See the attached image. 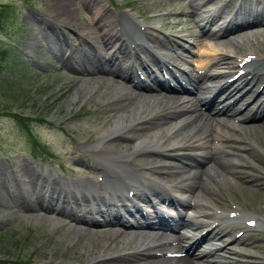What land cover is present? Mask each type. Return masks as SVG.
I'll use <instances>...</instances> for the list:
<instances>
[{
    "label": "rangeland",
    "instance_id": "1",
    "mask_svg": "<svg viewBox=\"0 0 264 264\" xmlns=\"http://www.w3.org/2000/svg\"><path fill=\"white\" fill-rule=\"evenodd\" d=\"M84 1L26 0V2H22L21 0H0V6L7 5L5 10L7 11L5 17L7 24L13 21V13L17 17V25L14 27V31L9 29L7 32L6 29L0 31V49L5 51L3 59L0 60V186L3 185L4 202L7 201L8 203L6 205L0 201V264H13V260L21 261L24 264H93V257L97 259L119 254H135L142 247V244L151 243L148 239L142 242L143 240H140L142 238L136 236L137 231H131L130 234H127L128 231H123L124 229L117 226H88L58 216L53 211L16 208L9 201V194H7L9 189L4 187H11L17 182L28 188V185L25 186L27 179L21 175L23 172L19 170L21 165H27L33 171H42L44 174L50 173L53 176H58L61 180L60 186L63 184L60 189L63 198L67 199L71 195L72 199L76 201L71 202L74 204L72 205L74 211L78 212L79 207L83 206L101 205L105 201L101 200L102 196L91 193L87 196L82 192L80 185L82 180L87 179L93 184L94 179H97V175L100 174V166L97 160L106 163L96 153L105 146L111 152L120 149L125 151L135 143L133 139H126L124 136L137 132L140 127L135 124L129 125L131 128L127 127L125 130L106 136V139L114 136L111 140L113 143H110V139L108 143L104 142L105 139L101 144H97L98 139L96 138V134L98 135L100 130L110 126V123L119 114L116 108L111 109V107L117 105L116 102H123L127 95H132V92L114 88L108 80L92 79L93 77L83 76L79 72L74 73L62 67L63 58L69 56L76 58L82 54L98 57L99 62L96 65H104V63H100V59L105 55L108 47L103 50L99 47L91 48L89 42H94L95 39L88 41L86 39L88 37L82 38L80 34L84 35V31L91 28V30H95L94 36L96 35L97 39L104 40L105 36L111 32L107 33L105 30H101L97 33L98 29L93 26L94 21L88 17L90 11L84 8ZM93 1L94 5L103 8L101 11L103 14H108L109 17L115 16L116 20L124 15L134 17L138 22L149 26L150 31H153V34L162 41L167 34V36L176 37V39L181 37L172 32L174 29L173 21H178L184 26H192V28L180 32L183 35H192L184 36L183 39L179 38V42L189 47L192 52L198 49L194 43L192 45V37L195 38L197 29L200 30V26L197 28V24L192 22V18L196 20L195 14L183 15L184 11L192 8L187 7L190 0ZM193 1L200 2V0ZM226 1L208 0L203 3L202 9L213 8ZM61 2L65 4L67 11L63 9L59 12ZM238 2V0H231L227 7L221 9L217 17L231 14L236 9ZM254 4L257 7L262 5L264 8V0L254 2ZM150 15L154 18L153 20L147 18ZM164 22H167L168 25H164ZM170 26L171 28H169ZM216 27V25H206L204 28L211 33L217 29ZM233 31L236 32L233 33ZM233 31L217 38L237 39L238 41L243 39L241 43H244V46L238 48L237 52H251L253 55L257 53L264 57V22L244 27L240 30L241 32ZM46 42L50 43L48 45L51 46L52 53L46 49ZM198 42L200 43V40ZM95 44L100 45L99 42ZM227 45L226 49L234 51L235 43ZM202 46L201 50L198 51L205 55L202 58L204 60H208L217 52L220 53L222 50L219 48H223L222 45L211 43V41L203 42ZM188 54L189 58L192 59V53ZM230 60L211 64L204 71L212 74L229 70ZM72 64L73 66L76 65L75 63ZM94 65L93 61L89 64L95 69L96 66ZM89 66L87 68L90 69ZM77 67L81 69L82 65L77 64ZM75 89H81L80 94ZM116 93L119 94L118 97H115ZM131 103L132 105L142 103L140 120H150L148 113L166 115L164 106L156 102L154 96L150 99L137 98ZM128 107L126 105L124 110H128ZM129 111L131 114L133 113L132 110L129 109ZM162 116L160 120L163 122ZM17 117L24 120L27 131ZM218 117L225 121L226 115L219 114ZM261 119L264 120V116ZM140 120L138 119L136 122ZM247 122L249 121L241 122L246 128L236 134L232 133L235 134L234 138L236 139L234 141L227 140L228 142H226L224 148L228 152L224 158L229 164L224 165L225 169L221 172L218 171L217 175L207 183L213 185L215 189V201H217L215 204L211 202L217 209L230 210L234 206H238L243 210L255 211L264 215V127L263 129L251 128ZM149 124L154 125L155 123ZM163 124L164 122L158 126L161 127L159 128V131L162 132L161 135L157 134L161 136L162 140L168 138V134L163 132L166 126ZM136 127L137 129H135ZM185 129H178L173 132V138L169 139L179 138L187 133L189 136L195 132L187 127ZM223 130L226 129L223 128ZM227 130H229L228 127ZM150 132L152 130L147 131V136L151 134ZM215 142L218 144L221 141ZM210 150L218 151L214 148ZM146 158L151 161H147L146 164L152 167L154 165L162 167L164 163L168 162L172 167L174 166L172 162L181 166V163L176 160L164 159L165 162H163L158 158ZM139 159L138 156L134 157L135 161ZM140 166L145 167L144 163ZM39 186H37V192H39ZM98 190L100 189L98 188ZM96 194L100 193L96 191ZM90 197L91 201L87 203L85 200ZM44 203H46V199H44ZM52 203L53 200H51ZM60 203L59 201L53 203L54 207ZM73 226L77 230H74ZM257 226L258 228L264 227V223L261 226L257 224ZM84 228L89 229L83 230ZM258 228L236 227L232 229L236 231L235 233H240L239 237L245 239L243 244L237 243L238 245L231 246L237 247L240 254L247 253V257L240 254L233 256L235 259L239 258V261H243L242 264H264V228ZM108 229L111 231L122 230L123 233L120 234V237L118 235L114 239L113 236L108 238V234H103V231ZM156 237L154 240H162L159 235ZM174 250L176 249L174 248ZM101 252L109 254L103 256ZM149 253L159 254V251L152 249L149 250ZM165 254L172 255V253ZM217 254L211 259L217 258L220 254L221 256L228 255L224 250ZM139 259V264H146L150 257H140ZM233 262L241 264L238 261ZM120 263L129 264V262L124 261ZM207 264H212V262Z\"/></svg>",
    "mask_w": 264,
    "mask_h": 264
},
{
    "label": "bare ground",
    "instance_id": "2",
    "mask_svg": "<svg viewBox=\"0 0 264 264\" xmlns=\"http://www.w3.org/2000/svg\"><path fill=\"white\" fill-rule=\"evenodd\" d=\"M205 1L207 0H200V2H195L193 0H190L187 3V7H192V8L191 10L185 9L186 11H184L183 15H189L190 13H194L196 20L192 18L193 20L192 22L196 23L197 25H203L204 23L206 24L210 23V25L213 23L214 25L221 23L222 19H225V26L218 25L219 27L216 31L209 33L203 30V28L201 27L200 31L198 30V34H196V36H200V37L202 36V38L198 39L200 40L201 44L199 42L196 43L199 49H201L203 42L207 43L208 41H211V43L217 45H222L223 48H219L222 51L220 53L217 52V54L213 56H210L208 60L202 59L203 57H205V55H203L201 52L199 51L196 52V57H195L196 59L193 61L194 66L196 68L195 71L196 73L190 77L191 79L189 80H191L192 82L191 83L192 87L191 90L187 91L185 94L176 93V92H174L175 94H173L170 93L169 91H156L153 89H147L146 92H141V91L134 92L133 89L135 88L132 87V84L128 79L129 74L123 73L122 70L123 63L115 58L123 54V50L119 48H116L112 52V54L107 55V58L105 60L106 65L109 66V68L107 69L103 66L98 67L96 65L99 62L98 57L96 58L95 56L89 57L88 54H82L76 58L69 56L62 59L63 68H66L74 73L79 72L83 76H90L91 78L93 77L92 79L96 78V79L108 80L109 84H111L112 87L119 88L120 90L124 89L126 92L127 90L132 92V95L130 96L127 95V97H125L126 99H124L123 102L121 103L116 102L118 103L117 105H114L116 107L114 106L111 107V109L116 108L119 114L113 119V121L110 123V126L100 130L98 135L96 134V138L98 139L97 144H101L103 140L106 139V136L110 135L111 133L118 132L120 130H125L127 129V127H130L129 125L131 124H135L136 126L140 127L139 129H137V127L135 128L137 129V132H135L134 134L124 135L126 139H133V141L135 142L130 149L128 150L126 149L125 151L120 149L119 151L111 152L110 150H107L105 146L99 149L98 152L96 153L106 162V163L101 162L102 164H105V168H106L103 172H105L106 170H113L104 173L103 177H101L100 179V184H101L100 187L103 190V195H101L102 196L101 200H105L102 202L101 205L105 210V214H111V215L118 214L116 209H113V206L109 204L110 201L111 202L113 201L111 197L112 192H113V198L116 201H122L126 195L120 194L119 188L126 187L127 181H133V182L138 181L139 176L133 170L134 166H136L137 170L139 171H146L148 173L156 174L158 180L169 181L172 183L171 187L179 190L183 189L185 192L189 194H191L196 189H200L202 193L209 195V197L212 199L211 200L209 198L211 201L216 202L217 201V200L215 201L216 194L214 192L215 189L213 188V185L208 184L207 181H210V179L214 178L215 175H217L218 171L220 172L223 171L225 169L224 165L229 164V162L224 158L226 152H228L224 148L226 147V142H228L227 140L234 141L236 139L234 138V135L238 133L240 130L246 128V126L241 124L242 121L248 120L249 122H247V125H250L251 128L263 129L264 127V120L261 119L262 115L264 114V57H262V55L260 56L257 53L253 55L251 52H245V53L237 52L238 48H242L244 46V43H241L243 42V39L241 41H238L237 39L225 40L223 38L224 39L223 40L217 38L219 35H223L233 30H237L241 32L240 30L244 29L243 27L249 24L241 25L240 23L232 22L231 27L233 28H230L228 31L227 26L230 24V19L226 17L227 15L217 17V14L220 13L221 9L227 7V5L231 2V0H227L226 2L216 5L213 8L209 7L203 10L202 6L203 3H205ZM238 1L239 2L237 4L235 12L233 13V17H232L233 21L250 18L249 20L257 23V21L264 20L263 6L260 5V7H257L254 4V2L257 3L260 2V0H238ZM93 2H94L93 0H85L84 8L90 11V16L88 17L89 19L91 18V20L94 21L93 26L94 28L98 29L97 33L101 30L103 31L105 30L108 33L115 26L117 27L118 31H122L123 33L131 36L132 39H134L132 41V50L135 51H141L145 48V44L143 42L144 39H148L149 41L151 40L157 41L155 38L151 39L153 32L150 31L149 26L141 25L135 20L127 17V15L121 16L118 20H116L115 16L109 17L107 16L108 14L107 15L103 14V12H101L103 11V8L101 6L97 7L96 5H94ZM59 5H60L59 12L62 11L63 9L67 11V8L65 4H63V2H61V4ZM147 18L152 20L154 19L152 18V15L147 16ZM163 24L168 25L167 22H164ZM173 24L174 27L173 26L172 27L174 29L172 32L175 35H179L181 37L192 35V34L183 35L182 33H180L184 30H188L189 28H192V26H184V24H181L178 21L177 22L173 21ZM169 28H171V26ZM94 31L95 30H91V28H89L87 31H84V35L80 34L82 38L88 37L86 38L88 39V41L89 39L90 40L95 39L94 40L95 43L99 42L100 45L98 46L93 41L89 42L91 48L99 47L101 50H103L106 47L110 48L114 45H117V43L119 42V39H117V37L114 36L113 39L112 37L106 36L107 39L99 40L96 38V35L94 36ZM234 32L236 31H233V33ZM168 39L170 41L168 42L169 46H166L163 43L158 42V46L164 51V54L161 53V55L166 56V58L165 57L163 58L156 57V58L159 59V64L164 67L165 71L169 72L170 70L173 72V68H176L175 60L180 57L178 53L179 48H177L176 37H169ZM216 40H218L217 43H215ZM230 43L236 44V47H233L234 51L226 49L228 47L227 44ZM48 44L50 43L46 42L45 47L47 50L51 52V46H49ZM170 51H172L173 54L170 53ZM94 58L95 60H92ZM211 58L214 61H211ZM227 58L231 59L229 61L230 64L228 65L229 70H226L224 72L223 71L216 72L209 75H207V73L203 74L200 71L202 68H206L211 64L214 65L219 63L220 61L228 60ZM92 61L93 64H95L94 66H96L95 69L89 66V64ZM72 63H75L76 65L73 66ZM77 64L82 65L81 69L77 67ZM87 66L91 68L89 69L87 68ZM195 68H193V70ZM150 73L151 72L146 73L145 77L146 78L151 77ZM169 77L174 79L171 74ZM205 77L207 81L208 80L216 81L214 87H212L213 84L207 85V83H204ZM219 88H224L222 90V93H225L224 98L234 94H239V97L246 96L247 98H249L251 102L250 103L248 102L247 106H250L251 109L254 108L253 109L254 111H252L254 112V114L250 116L249 115L245 116L244 114L241 113V111L232 110L231 108V105H233L232 102L221 103L220 102L221 100L218 101L215 98H211L214 91H217ZM75 90L80 94L81 89L80 90L75 89ZM177 92H182V91H177ZM118 95L119 94L116 93L115 97H118ZM204 95H206V97L208 98H205ZM152 96H154L156 102L164 106V109L166 110V115L162 116L161 114L153 115L148 113L150 120L147 119L148 121L145 120L146 121L145 122L143 120H140L142 113L140 106L142 103L132 105L131 102L141 97L143 99L145 98L150 99V97ZM143 102H149V101H143ZM126 105L129 106L128 110L129 109L132 110L133 112L132 114L130 113V111L128 112V110H124ZM219 114L226 115V117L224 118L225 121L220 120V118L218 117ZM119 116L121 118H118ZM161 116L164 124L166 125L165 128L163 129L164 134L172 135V133L177 131L178 129L186 130L185 129L186 127L189 129H193L195 131V132L193 131L194 134H191L189 136L188 134L182 135L178 139L166 138L162 140L161 136L157 135V134L161 135L162 133L161 131H159V128L161 127H158L160 126L161 123H163L160 120ZM248 117L249 119H246ZM250 117H254V118H250ZM138 119L140 121L136 122V120ZM149 123H155V124L153 125ZM141 125L143 126L141 127ZM227 127L229 128V130H227ZM223 128L226 130H223ZM151 130L152 132H150L151 134L149 135L150 136L149 137L147 136L148 135L147 131L149 132ZM113 137H109L104 142L108 143L109 142L108 140L110 139V143H111ZM219 140L221 142L216 144L215 141H219ZM95 146L98 147V145ZM211 148H214L215 150L218 151L213 152L210 150ZM176 150L178 151L187 150V154L181 152L180 154L172 153V155L168 157L164 156L165 153L171 151L176 152ZM195 150L196 152H194L193 155H190V152ZM132 155H134L133 158ZM136 156L140 157L138 161L134 160V157ZM146 157H151L153 159L158 158L161 159V161H163L164 158H172L171 161L176 160L177 162L181 163V166H178L177 164L172 162L174 164V166L172 167L169 166L170 163L168 162V163H164L162 167L156 166L154 164H153L154 166L152 167L151 165L146 164L147 161H150ZM195 157H200L204 162L200 163L199 161L194 159ZM142 163H144L145 167L140 166ZM204 165L208 166V168L203 169ZM19 170L23 172V173L20 172L21 175L27 179L25 186L28 185V188L24 187L21 183H17V182L14 183L11 187L4 186L7 190L9 189V192H7L6 190L5 192L9 194V201L11 205L14 204V207L16 208H34L36 210L41 209V210L53 211L56 212L58 216H61L66 219L67 218L71 219L76 223H84L88 226L97 224L94 221L92 222V220H86L83 215H76L73 212V209L70 207L69 200L73 203L76 201L72 199L71 195L67 197V199L65 197L63 198V193L60 190L63 184L62 186H60L61 180L58 176H53L50 173L44 174L42 171H38V172L33 171V169H31L27 165H21ZM99 171L101 172L100 168ZM99 175L101 176V173ZM82 181H84L85 183L88 182L87 180H82ZM38 185H40L39 192H37ZM2 187L3 185L0 186V201L4 202L3 199L4 193ZM132 187L133 186L131 185L129 188ZM155 191L158 196V199H162L160 190H155ZM64 193L67 192L64 191ZM89 194L87 196H89ZM132 197L136 198L137 194H132ZM44 199H46V203H44ZM90 199L91 197L87 198L86 202L88 203L89 201H91ZM51 200H53V203H56L57 201L61 203L57 207H54L55 205L53 203L51 204ZM125 200L128 203H130L129 197H126ZM4 203L8 205L7 201H5ZM200 208L204 210L200 211L198 215H195L193 217V219L191 220L192 225L205 226L203 218H206L208 222L222 223V227H228L229 230H232V228L234 227H245L248 225V223L249 225H251V222L255 224H259L260 226L263 225L264 223L263 214H259V212L257 213L255 211L246 212L237 206L234 207L233 209H230L229 211L215 209L210 204L207 206L202 205ZM103 209L100 208L96 209V213L99 210L103 211ZM87 211H88L87 208L84 207L79 212L87 215ZM124 213L130 214L128 211H125ZM231 215L232 217H230ZM143 218H148L147 213H144ZM55 219L60 221L56 217ZM116 219L123 220V218H119V217L115 218L112 220V222H115L113 223V225L120 222ZM102 225L107 226L110 224L104 223ZM120 225L123 228L128 227L124 224H120ZM73 229L77 230L75 226H73ZM87 229L89 228H84L83 230H87ZM223 229L224 228H221V230ZM123 231H128L127 234H130L131 231L133 232L137 231L136 236L142 238V239L139 238L140 240H143L142 242H144L145 239H148L149 241H151V243L142 244V247H140V249H138L135 254H119V255L114 254L115 256H109L108 258H106L107 257L106 256L104 258L101 257L97 259H94L95 257H93V264H121L120 263L121 261L129 262V264H131L132 262L133 264H137L138 260H140L139 259L140 257H144V258L150 257V260H148L146 264H202L199 262V260L194 259V255H186L188 251H186L184 247L186 244L185 242L186 239H184V237L180 235L178 236L174 234H169L167 230H164L161 227L148 231L139 230V229H124ZM122 233H123L122 230L119 231L118 229H116L115 231H111L110 229H108L107 231H103L104 235L108 234V238H112L113 236V239L117 238L118 235L120 237V234ZM248 234L250 235V233ZM156 235H159L162 238V240H157V239L154 240L155 238H157ZM239 239L240 238L238 236H234L232 238V240L240 242ZM174 248L176 250H174ZM224 248L225 245L214 246L203 252L200 255V257H203L202 260L204 261V263L212 262L214 264H237L236 262H224L223 260L218 258L211 259L212 256L213 257L214 255L217 256V251L219 249H224ZM152 249L158 250L159 254H155V253L150 254L149 250ZM165 253H172L174 255L168 256ZM102 254L104 256L105 254L107 255L109 253H102ZM97 257H99L98 254Z\"/></svg>",
    "mask_w": 264,
    "mask_h": 264
},
{
    "label": "trees",
    "instance_id": "3",
    "mask_svg": "<svg viewBox=\"0 0 264 264\" xmlns=\"http://www.w3.org/2000/svg\"><path fill=\"white\" fill-rule=\"evenodd\" d=\"M21 1L26 2V0H21ZM6 7H7L6 4L4 6H0V31H3L4 29H6V32H7V29L13 30L14 27L17 25V17H16V14L13 13V15H12L13 21L10 24L9 23L7 24L6 18H5L6 12H7V11H5ZM4 54H5V51L3 49H0V60L3 59ZM0 67H1V65H0ZM17 119L21 123V125L25 128V130L27 131V126L25 125L24 120L20 117H17ZM12 262H13V264H24L23 262L17 261V260H13Z\"/></svg>",
    "mask_w": 264,
    "mask_h": 264
}]
</instances>
